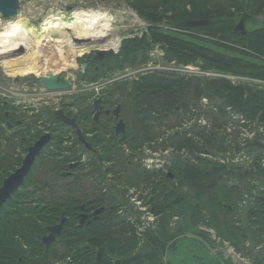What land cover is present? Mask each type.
Returning <instances> with one entry per match:
<instances>
[{"label": "rangeland", "instance_id": "1", "mask_svg": "<svg viewBox=\"0 0 264 264\" xmlns=\"http://www.w3.org/2000/svg\"><path fill=\"white\" fill-rule=\"evenodd\" d=\"M19 1L20 10L18 16H21L23 19L28 17L32 20V22H35V24L38 22L41 23L47 19L49 20L52 16L55 17V19L66 17L64 21L67 20L68 22L70 18L67 16L71 15L72 10L74 8L83 7L84 9L103 8L104 10H108L115 17L116 22L126 28L122 31L123 36L118 51L112 52L106 60L94 64L100 68L98 73L101 74L100 77L93 79L89 77V74L97 73L94 65H92L93 67L88 69L85 74H82V70L80 68L81 64L86 63V58L89 57V54L71 56L70 49L64 47L61 48L55 39H48L47 34H44L45 39L41 45L40 52L41 57L43 60H46L47 63L41 65L44 71H41L40 74L47 76L49 75V72H54L55 74L61 75L63 78L69 79L73 85L72 91L46 94L42 82L37 79L35 73H18L17 70L11 69V67L7 65L4 66L0 64V140H3L6 136L11 134L7 127H5L6 122H10L12 124L21 122L22 124L14 129V133H20L18 139L21 142L26 141L25 146L21 142H15L17 145L15 149V153L17 154L15 168L19 167L17 165L21 164V159L24 157L28 146L32 145V143L36 140L37 137L35 136L41 135L47 130L55 131L52 123L47 124L50 121V117L53 118L52 113L54 110L58 108L64 109L70 116L77 117L85 129L87 128V124L84 119L89 114V95L90 93H92V95L97 94V91L100 90L102 84L114 82L122 76L130 75L137 71L153 70L157 67L164 70L169 68L180 69L183 68L182 66L188 65L175 64L172 62L173 59H171V55L168 53L165 45L162 47L161 44L158 43L156 45L149 44L148 46V42L152 41V39L147 34L142 36L145 30L152 32L151 30L156 29L154 31H159V34L184 43L187 49H189L191 53L189 55L191 56L196 57L195 53H198L202 57L211 50L213 53L225 54L233 59L236 58L237 60H241L243 63H247L249 66H246V68H249V71L254 70L253 67L256 66L264 67L262 66L264 65L263 61L261 62L256 59L249 58L236 51V43L234 44L231 40H229V38L236 37H234L235 35L230 32H220L221 34L219 36L221 39L218 38L216 39L217 41L211 40L213 35L209 31L197 30L193 33L185 32V25L181 20L191 14H203L204 10H202V7L200 6H198L195 10L192 7L186 8L185 11L188 15L180 16V14L176 13L177 9L172 8L179 4L177 0H143L140 3L134 0ZM262 1L264 0H258V3ZM76 3L81 4L76 5ZM156 6L161 7L157 16L161 20L159 21L154 18V21L157 20L154 22L152 20L153 11L149 12L151 14L150 15L146 10ZM69 7H73V9L71 11H67ZM163 9H169L172 10V12L165 13ZM215 9L221 10L222 14L232 15V22L235 23L236 26L243 19L240 18L243 15V11L241 10L238 11L236 9L223 6L216 7ZM248 12L255 15L257 13V8L255 9L253 6L249 7ZM161 17H163V19ZM65 25H68V23ZM263 26L264 13L260 16L255 15L245 21V29L249 34L262 28ZM161 29L163 32H161ZM236 39H240L242 42H247V39L240 38V34L237 35ZM137 46L140 47V50L133 53L134 48ZM55 47L57 49H55ZM68 52H70V54H68ZM16 55L20 56V52H16ZM116 56H119L118 60L115 58ZM56 57H61L63 62H65L62 68L49 66L48 61L51 62L55 60ZM201 57H198L197 61L201 60ZM72 65L73 67L71 69L77 65V68L73 72L68 70V67H71ZM188 66L191 68H197L192 65ZM238 69L239 68L236 65L234 69L228 67L219 68L215 65L212 68L205 69L204 77L202 76V78L195 79L204 78L210 82L223 80L230 83L232 86L242 87L244 85V81L240 82V84L237 83L234 85L229 79L208 76V74H233L232 71L237 73V71H239ZM136 75H139V73ZM237 75L249 77L250 79H243L250 82L252 85H256L254 82L257 80L264 81V76L254 77L242 74ZM96 81L98 84H95L93 88L89 87L90 83ZM130 82L132 84V80L127 82L122 80L120 82H116L115 84H122L123 87L118 91V85L114 93L121 96H125L130 93L133 90V87L131 85L124 86L127 83L130 84ZM112 84H110L109 87ZM250 87H252V89H256L254 86L250 85ZM90 88L93 90L90 91ZM210 105L212 108H209L210 110H208L206 116L213 121L214 115L212 114L213 111L211 109H216V111H214L219 112V109L224 108V105L221 101L217 100L210 102ZM6 112H10V119H6ZM100 122L103 123L104 119ZM208 123L209 122L207 120V125ZM26 125L29 126V132H27L28 130L24 127ZM108 135L110 136L108 159L111 163L109 166V169L111 168L110 181H113L111 183L114 187L112 192L115 193L114 198H112V202L115 206L121 204V210L126 213L124 228L121 227V229L125 230L126 234L122 235L117 232L119 234V240L114 243L115 247H117V251L114 250L110 252V247H107V243L104 242V252L102 254L103 248L97 247L98 244L92 242L97 240L90 233L88 234L86 230L83 232L82 236L76 238L77 240L75 242L73 241L75 243L73 247L78 249L88 247L89 255L96 257L97 253H101L100 255L101 259L103 258V262L112 261L113 264H264V209H255L257 210L256 214L258 218L256 221L250 222L251 206L245 197V192L242 191L243 189H240L238 194L227 196L228 199L226 198L223 202L225 207L231 208L229 212L223 207H219L218 201H215L216 195L219 197L220 195L222 196V190L220 189L221 187H227L228 181L222 182L221 180H217V183L215 180V183H217L215 187L213 186L214 182L211 181V178H208L204 183L206 185L210 184L207 186V194L210 196V201L205 205L202 191L195 187V182H190L187 178H181L185 171V169L182 170V166H177L173 169V172H176L177 174V179L176 182L170 184L167 181H164L160 172L158 173L157 171H151L148 169L144 170L142 166L144 165L142 164V159L148 162L147 165L151 166L152 164H150V160L155 161L151 154H147L146 151L139 150L140 147L137 145L128 143L125 146V151L114 149V147H121L123 144L111 141L113 136L110 128L108 130ZM69 137L71 139L73 138L72 135L66 134L62 131L55 133L54 140H56V142L54 144V149L58 152L65 150V148L68 150L69 147H71L73 151L79 150L77 147L75 149V145L73 144L74 138L72 139V142H69ZM190 157V166H194L192 165L193 163L201 160V158L197 157L193 153H190ZM83 159L86 162H89L87 156H84ZM129 162H131L132 167L128 168V172L121 176L120 174H123L122 171L124 167L129 164ZM162 162L163 161L159 163L162 165ZM114 163L116 166H114ZM198 163L202 164V161H198ZM211 165L213 164H211L210 160L205 159L203 169H210L212 168ZM136 166L142 172L136 170L134 168ZM113 167H115L114 171ZM10 174L11 172H0V187L2 186L1 184L4 179ZM256 175L258 176V184L264 186V172ZM143 177L147 178V180L145 183L140 185ZM121 179H124V181H121ZM154 179L157 180L155 184L158 186V189L156 190V199L151 200L150 198H146L145 204L141 205V201L139 200L140 194L136 192V190L138 191L142 187H155V184L152 183ZM251 179H253L252 175ZM232 182L233 181L230 183ZM246 182L247 181H241L240 183L245 186ZM137 184L138 187L136 186ZM33 186L34 184L32 181L27 184V187L30 189H32ZM162 188H164L163 191H171L168 202H171L173 206L170 210H167L163 205V203L166 202L163 200L164 197H161L163 194L159 193ZM23 192H25L24 189L18 192L17 195L12 198L11 203L4 207L2 210L3 213L0 212V221L4 220L3 222H0V229H4L5 224L8 221H14L17 219H31L33 221L39 219L38 214H26L28 209H34V212L41 211L42 209L36 207V202L29 204L30 201L27 202L23 200V198L19 196ZM258 193L264 195L262 191H255L256 195ZM250 195L253 196L252 194ZM244 201L249 203V207L240 205V203H243ZM150 205H152V207H154V205H159L157 211H152V215L148 216L151 219V221H149L151 226L155 227L157 225H152L153 223L158 224L159 221H164L166 226L164 227L162 224V228L167 229L169 224H172V231L169 232L167 230L170 234L166 230L160 231L159 229L157 230L156 228H150L147 226V234L145 236L139 235L141 233L140 229L144 230V227L142 225L136 226L137 224L131 221L137 220L139 208L144 209L146 207V209H148L147 211H149L151 210L150 208H152ZM210 206L218 208L213 209V212H211ZM218 209H220V213L217 214ZM56 214L57 217L60 216V214ZM39 215L48 216V212L45 211ZM236 218H240L241 220L238 219L237 221ZM196 219L199 221V224L196 223ZM212 220L218 221L219 224L221 223L223 230H226L225 228L229 229L231 236L226 239L222 238L216 228L211 225L210 222ZM40 224L43 225L42 222ZM204 230H206V232H204ZM243 231L247 233L244 234V236L242 233ZM204 233H206V235H204ZM156 235H160L166 244L171 243L173 245L172 253L166 249L160 250L157 248V242L154 241V236ZM257 238L259 239L256 240ZM57 249L58 248L56 247L55 251L59 254V260L64 259V254L60 256L61 253H58ZM69 255L71 257L77 256L74 252ZM78 255L80 254L78 253ZM81 255L79 257H81ZM56 260L58 261V259Z\"/></svg>", "mask_w": 264, "mask_h": 264}, {"label": "trees", "instance_id": "2", "mask_svg": "<svg viewBox=\"0 0 264 264\" xmlns=\"http://www.w3.org/2000/svg\"><path fill=\"white\" fill-rule=\"evenodd\" d=\"M177 1L179 2V0ZM188 6L194 8V10L200 6L204 12L201 15L191 14L190 16L183 18L181 21L184 22V25L186 21L192 19L210 20L211 24L201 28L200 31H209L214 38L220 39V32H230L234 34V37L236 38L240 33L238 34L235 30L236 25L232 22L233 16L222 14L221 10L215 9L216 7L223 6L238 11L241 10L243 11V15L240 18H243L244 21H247L255 15L260 16L264 13V1L258 3V0H181L179 4L175 5L176 8H172L177 9L176 13L180 14V16H186L188 13L185 9ZM252 6L255 9L257 8V13L255 15L248 12V8ZM151 8L146 10L147 13L153 11L152 20L154 21L155 18L160 21L161 19L157 16L161 7L156 6L152 9ZM163 10L165 13L172 12V10L169 9ZM161 18L163 19V17ZM152 36V39H154L152 40V43H163L167 48L168 53L171 55V59H176L183 64H190L197 63V58L201 57L198 53H195L196 57L189 55L191 54L189 49H187L185 44L180 41L163 36L162 34L154 33L150 35V37ZM236 38H229V40L234 44L236 43L235 46L237 52L249 58L264 62V26L250 34H240V38L247 39V42H242V40ZM152 43L148 42V46ZM139 50V46L134 48V51L138 52ZM201 61L203 62L204 69L212 68L215 65L219 68L228 67L234 69L236 65L239 68V71H237V73L232 71L233 74L254 77L264 76V67L256 66L258 68L253 67L254 70L249 71V68H246V66H249L247 63H243L236 58L233 59L225 54L213 53L211 50L209 53L201 57ZM135 89L137 92H140V94L139 97L136 98L135 93L131 95V108H136V110H138L141 105L147 104L159 112H163L165 109H171L174 113L173 120L175 123L182 121L183 117L181 116H186L188 118L187 110L190 107L197 106L198 102L201 103L203 97L210 102H213L214 100L222 102L224 108H220L219 112H215L211 109L213 111L212 114L214 115L213 129L211 133L207 129H205L204 132L198 133L196 131L194 133H181L176 131L175 137L170 139V142L172 143L174 141L173 144L177 146L179 151L185 149L191 151L195 155H199L198 153L202 152L206 155L212 154L219 157L225 153L228 154L231 150L237 152L240 151V141L242 139L240 138L239 129L233 128V116L241 113L250 117L253 121L258 120L260 123L264 124V90L246 89L244 86L235 87L223 80L210 82L204 78L185 79L175 76L172 78H167L165 76L149 77L138 83ZM177 106L179 107V112L175 111ZM200 106L202 107L201 104ZM227 108L233 110L231 113L233 116H230L226 110ZM138 116L139 115L136 114L135 110H132L131 117L134 120H137ZM165 122L170 123L171 120L165 119ZM165 127L166 126H164V128ZM224 127H226L227 130L231 128V132L227 133L230 145H227L219 136V130L224 129L226 131V128ZM144 129L147 136L158 134V137L160 138L164 134L161 129L158 132L149 129L146 126H144ZM189 135H192V137H189ZM192 138L196 139L194 140ZM15 142L16 141H9L8 153L1 151L0 143V170L8 172L6 168L10 166L12 169L15 168L17 161V154L15 153L17 145ZM68 163L67 160L60 159L44 160L32 172L28 180H32L34 187L27 196L33 202H44L45 207L38 212H34V209L27 210V215L38 214L39 219L37 220L18 219L14 220L12 223L5 224V232L3 235H0V264H56V262L60 261V257L55 251V246L45 251L44 245L41 242L42 237L47 233L46 228L55 223L58 218L56 213L59 214L62 210L65 212L75 211L80 203L89 202V199H92L96 203H103L106 205L104 214L105 218L92 227V230L95 232L93 237L97 240L92 242L97 243V247L100 248H103V244L106 242L107 247H110V252L114 250L117 251V247H115L114 243L119 240V234H126L125 230L121 229V227L124 228L126 219H123V221L115 219L114 207L111 206L113 205L112 200L107 198V194L103 193L102 190L98 191V193H90L82 177L74 178V181L63 177V170L67 169ZM211 167L212 168L210 169H200L199 167L190 165L182 167V170L185 169V171L181 178H187L188 181L195 182V187L202 191L205 205L210 201V196L207 194V186L210 184L206 185L204 183L205 180L211 178V181L214 182L213 186L216 187L218 183L217 180L220 179L221 174L226 170L223 166H218V164H213ZM215 180L217 183H215ZM249 185L250 184H248V186ZM94 186L97 187V185ZM220 190H222V196L220 195L219 197L216 195L215 201H218L219 207H223L226 211L230 212V207H225L223 202L226 200L227 196L238 194L240 188L227 185V187H221ZM217 208L218 207L210 206L211 212H213V209ZM260 208L263 209L264 205L258 202H255V205L250 207V222L258 218L256 213ZM2 210L3 209H1L0 212H2ZM45 211L48 212V216L39 215ZM218 213H220V209H218L217 214ZM106 218H108V220L103 221L106 220ZM41 222L43 225L40 224ZM210 223L216 228L222 238L226 239L231 236L229 229L225 228L226 230H223L221 223L219 224L218 221L212 220ZM164 230L165 229L162 231ZM242 233L243 236L244 234H247L245 231ZM63 243L67 248L70 247L68 246L70 245L69 243H71L69 240L66 239ZM103 252L104 248L102 249V254ZM85 256V264H113L112 261H101L100 263H97L95 256L89 254H86ZM56 259H58V261Z\"/></svg>", "mask_w": 264, "mask_h": 264}, {"label": "flooded vegetation", "instance_id": "3", "mask_svg": "<svg viewBox=\"0 0 264 264\" xmlns=\"http://www.w3.org/2000/svg\"><path fill=\"white\" fill-rule=\"evenodd\" d=\"M128 1H132V0H128ZM134 1H137L140 3L143 0H134ZM180 1L181 0H179V2ZM187 8H189V6ZM72 9H73V7H71V8L69 7L67 9V11H71ZM192 20H200V19H192ZM201 20H205V19H201ZM188 21H190V20H188ZM188 21H186V23ZM154 22H156V21H154ZM186 23H185V32H187V33H193L197 30H200L201 28H204V27L189 28V27H187ZM244 23H245V21H244ZM120 27H121V30L126 28L123 25H120ZM160 28H162V27H160ZM154 30H156V29H154ZM154 30H151L152 32H150L149 30H145L142 36H144L146 34L150 36L154 33L159 34L158 33L159 31L156 32ZM235 30H236V27H235ZM161 32H163L162 29H161ZM182 32L185 33L184 31H182ZM236 32H237V30H236ZM246 34H247V31H246ZM150 38L152 39L153 36ZM216 39H218V38L213 37L211 40L215 41ZM152 40H154V39H152ZM149 43H152V41H149ZM158 43L161 44V46L163 47L164 44L160 43V42H155L154 44L153 43L152 44L156 45ZM112 52H114V51H112ZM112 52L109 51L108 53L104 54L102 57H100L101 54H99L97 52H95L94 54H90L89 57L86 58V63H88V66L85 68V70H84V72H82V74H85L86 71L88 69H90L91 67H93L92 65H94L95 63L106 60L109 57V55L112 54ZM136 52L137 51H134L133 53H136ZM93 55H96V56H93ZM118 57L119 56H116L115 58L117 59ZM172 62H174L175 64L177 63V64L184 65L183 63L178 62V60H175V59H173ZM188 65L196 66L197 68H195V67L191 68ZM188 65L182 66L183 68H180V69L179 68H169V69L164 70V69H159V67H157L156 69H153V70H143L140 72L137 71L133 74L122 76L121 78L116 79L114 82L102 84V86L100 87V90L97 91L98 93L93 94V95H92V93H90V91L93 89L90 88L89 89L90 90L89 91V93H90V95H89V107H88L89 114L84 119L86 121V124H87V128H85V129L83 128L81 121L79 119H77V117L70 116L64 109L58 108V109L54 110L52 113L53 118L50 117V121L47 124L52 123L54 125L55 131L47 130L46 132L42 133L41 135L35 136V137H37L36 140L32 143V145L28 146L24 157L21 159V164L17 165L19 167L12 169L10 166V167L6 168V170L8 172H11V174L14 173L18 168H20L22 166L23 160L27 156L29 149L31 147H33L35 145V143L40 140L41 137H43L45 135H50V142L45 146V148L42 150V152L37 156L35 163L31 169L29 175L26 177L24 183L19 187V189L17 191H15L11 195L10 199L6 201V203L3 205V207L1 209H4V207L8 206L11 203L12 198L15 195H17V193L20 192L22 189H24L25 192H23L19 196L22 197L23 200H25L27 202L30 201L29 204H33V201H31L27 196V194H29V192H31L33 189V188L30 189L29 187H27V184L32 181V180H28V179H29L30 175L32 174V172L35 170V168L38 167L42 161H44V160L46 161L48 159H50V160H55V159L67 160L69 163L67 164V169L63 170V174H62L63 177L69 178L71 181H74V178L82 177V179L85 181L86 186L88 187L90 193H93V192L98 193V191L102 190L103 193L107 194V198H110L112 200V198H114L115 193L112 192V189L114 187L111 184L113 181L112 182L110 181L111 180L110 179L111 168L109 169V166L111 165V163L108 160L109 159V150H110V145H109L110 136L108 135L109 128L111 129L112 136H113L111 141L120 142L123 144L121 147H117V148L114 147V149H117L119 151H123V150L125 151V146L127 143L137 145L138 147H140L139 150H143V151H146L147 154H151L155 161H157V160H159V162L163 161L162 165H161L159 162L156 163L153 160H150V164H152V166H151V165H147L148 162L146 160L144 161V159H142V164H144L142 166H143L144 170L148 169L151 171H153V170L157 171L158 173L160 172L161 177L164 179V181H167L170 184L176 182L177 174H176V172H173L174 171L173 169L176 168L177 166H180V167L181 166L182 167L183 166H186V167L189 166V160L191 158L190 153H192V152L187 151L185 149H182L181 151H179L177 146L173 144L174 141L171 143L170 139H173L175 137L176 131L181 132V133L182 132L194 133L196 131L198 133V132H204L205 129H207V126H208V131L211 133V131L213 129V121L211 119L207 118V116H206L207 110L209 108H212L210 105V102L207 101V99H205L203 97L201 99V103L198 102L199 105L197 104V106L190 107L187 110L188 118L186 116H181V117H183L182 121L175 123V121L173 120L174 113H173V110H171V109H165L163 112H159L147 104L141 105L138 110H136V108H131V102H132L131 95L135 93V98L139 97L140 92H137L135 88H136L138 83H140L141 81H143L144 79H147L149 77L165 76L167 78H172L175 76V77H180V78H185V79H191V78H202V76L203 77L205 76V69L203 68V62L201 60H198L197 63H190ZM72 67H73V65H72ZM94 67H95L97 73L89 74V77L92 79L96 78V77H100V74H101V73H98L100 71V68L98 66H95V65H94ZM138 73H139V75H136ZM57 75L59 76L60 82L68 80L70 85H71V88L68 90H59V91L48 92V91H46L45 86L42 83L44 86V91L46 94L63 93V92H67V91H72L73 85H72L71 81L69 79L61 77V75H59V74H57ZM223 76H236V77H242V78H249V77L240 76L237 74H227V75H223ZM36 77H37V75H36ZM47 77H49V75H47ZM218 78L228 79L226 77H218ZM121 80L126 81V82L132 80V84L130 82V84L127 83L124 85V86L131 85L133 87V90L125 96H121L119 94L114 93V91H116V88L119 85V84H115V83L120 82ZM231 83L234 85L237 84V83H233V82H231ZM244 83L245 84L243 86H245V87L247 86L246 89H252V87H250V85H249L250 82L244 81ZM95 84H98V82L96 81V82L90 83L89 87L93 88V86ZM110 84H112V85L109 87ZM238 84H240V83H238ZM251 86H256V85H251ZM122 87H123V85L120 84L118 91ZM260 90H264V88H262ZM200 104L202 105V107L200 106ZM58 110L63 111V113L69 119H75L76 124L78 126V130L82 133V135L85 139V142L89 145V148H87L85 144H83L79 141V137L77 135L76 129L72 128L71 126L64 125L61 120H59L58 118L55 117L54 113H55V111H58ZM132 110L133 111L135 110L136 114L139 115L137 120H134L131 117ZM214 110L216 111V109H214ZM226 110L230 114V116H233V114H231L233 111L231 108H227ZM175 111L176 112L180 111L178 106L175 108ZM235 116L241 117L244 120H246L248 125L251 127L252 131H256L259 128L264 129V124L260 123L258 120L253 121V120H251L250 117H247L241 113L238 115H235ZM5 117H6V119H10L11 118L10 112H6ZM164 118L171 120V122L170 123L165 122ZM103 119H104V122L101 123L100 121ZM207 120L209 122L208 125H207ZM120 121L123 122V127L118 129V124ZM21 124H22L21 122H17L16 124H12L10 122L5 123V127H7V129L11 132V134L6 136L3 140H0L2 152L8 153L9 141L21 142L18 139V136L20 133H14V129L17 128L18 126H20ZM144 126L148 127L149 129H152L153 131H157V132L160 131V129H161V130H163L162 132L164 134L160 138L158 137V134H156V135L153 134V136L152 135L147 136L145 134V131H144L145 130ZM164 126H166V127L164 128ZM24 127L28 130L27 132L30 131L28 125H26ZM224 128H226V127H224ZM223 130L224 129L219 130V136L221 138H222V136H225L224 142H226L227 136L225 134H223V132H222ZM61 131L66 133V134H70L73 136L74 139L73 138L72 139L74 140L73 144L75 145V149L77 147L79 150L73 151L72 148L69 147L68 150L65 148V150H61V152H58L56 149H54V144L56 142V140H54V134L61 132ZM189 137H192V135H189ZM70 139L71 138L69 137L68 138L69 142H72L73 140L72 139L70 140ZM192 139L195 140L196 138H192ZM197 141H198V139H197ZM21 143L24 146L26 145V141H22ZM254 147H256V146H254V144L252 142L251 143V151L252 152L254 150ZM257 148L260 149L261 151H263V153H264L263 149H261L259 147H257ZM198 154L199 155L196 154V156L197 157L199 156L201 158V160H198V161H202V164H199L197 161L196 163H193L192 165H194V167L203 168L205 165V154L202 152L198 153ZM210 155L213 159H214V157H218L217 155H212V154H210ZM7 156H8V154H7ZM84 156H87L89 162H86L83 159ZM157 158H160V159H157ZM193 161H195V160H193ZM180 162H182V163H180ZM88 164H89V166H88ZM157 164H159V165H157ZM213 164H218V163L216 161H214ZM117 165H119V164H117ZM114 166H116L115 163H114ZM218 166H219V164H218ZM130 167H132L131 162H129V164L124 167V169L122 171L123 174H120V175L122 176V175L126 174L128 172V168H130ZM134 168L136 170H139L137 166ZM10 169H12V170H10ZM114 170H115V167H113V171ZM0 172H5V171L0 170ZM140 172H142V171H140ZM261 172H264V168H262V167L258 168L256 170V172L251 173L253 179H251V176H250L249 182H247L245 186L242 185L241 183L238 186V183L241 182V176L238 175V173H234V171L223 172L221 174L219 181L220 180L222 182L228 181V186H231L230 182L233 181L232 184H234L236 188H240V186H242L243 187L242 191L245 192V195H246L245 197L248 200V202L250 203V206H254L255 202H258V203L264 205V201L262 202V201L258 200L259 197L264 198V195H262L260 193H258L257 195L255 194V191H258V192L262 191L264 193V188H263L264 186L258 184V181H257L258 176L256 175V174H259ZM146 180H147V178L143 177L141 179L140 185L145 183ZM229 180H230V182H229ZM235 180H236V182H235ZM121 181H124V179H121ZM156 181L157 180L154 179V181H152V183L155 184ZM3 183H4V181L1 184L2 186H3ZM138 184L136 185L137 187H138ZM248 184H250V185L248 186ZM94 185H97V187H95ZM157 189H158V186L155 184V187H150V188L149 187H142L140 190H138V191L136 190V192H138L140 194V196H139V200L141 201L140 204L141 205L145 204L146 198H150L151 200H155L156 196H157V191H156ZM163 189L164 188H162L161 192H159V193L163 194L161 197L162 198L164 197L163 200L166 202V203H163V205L166 207L167 210H170V209H172V206H173L171 202H168L171 191L166 192L165 190L163 191ZM250 194L253 195L255 200L252 199ZM26 196H27V198H26ZM248 202L244 201L243 203H240V205L249 207ZM36 205H37L36 207L39 209H43L45 207L44 202L43 203H37ZM111 206L114 207L113 210L115 211V215H114L115 219H120L123 221V219H125V217H126L125 216L126 213L123 210H121L122 205L119 204V205L115 206L113 203V205H111ZM150 206L152 207V205H150ZM158 207H159V205H154V207L150 208L151 210H149V211H147L148 209H146V207L144 209H142V208L138 209L137 220L131 221V222H134L135 224H137L136 226L142 225L144 227V230L140 229V232H141L139 234L140 236H145L147 234V231H148L147 226L150 228H156L157 230L159 229L160 231L163 230L162 224L164 227L166 226L164 221H159V223L157 222L158 224L153 223L152 225H157L155 227L151 226V224L149 222V221H151V219L148 216L152 215V211L156 212ZM105 210H106L105 204L96 203L92 199H89V202L80 203L77 206L75 211H72V212H65L64 210L60 211L61 212V213H59L60 216H58L57 220L55 221V223L53 225H49L46 228L47 233L41 239V242L44 245L45 251H47L51 247L55 246V249L57 247L58 248L57 251L59 253H61L60 256H62L64 254L63 255L64 259L56 262V264H85V258H86L85 255L89 254V248L83 247V248L78 249L76 247H73L75 244L74 242L77 240L76 239L77 237L82 236V234L85 230L88 232V234L90 233L92 236L95 235L94 234L95 232L92 230V227L95 226L97 223H99L103 218H105V215H104ZM62 219L67 220V222L63 226L62 234L57 236L55 243H53L49 248H46V246L43 242V238L47 237L50 234L48 229L51 227L60 225ZM238 219L241 220L240 218H236L237 221H238ZM107 220H108V218H106V220H103V221H107ZM3 221L4 220H1L0 222H3ZM253 221H256V220H253ZM253 221H251V222H253ZM12 222L13 221H8L7 223H12ZM196 223L199 224V221H197V219H196ZM172 229H173L172 224H169V227H167V229L165 228V230L166 231L168 230L169 232H171ZM4 232H5V228L0 229V235H3ZM204 232H206V230H204ZM204 235H206V233H204ZM66 239L71 242V243H69L70 245H68V246H70L69 248H67L66 245L63 243V241H66ZM258 239L259 238H257L256 240H258ZM154 240H155V242H157L156 245H157L158 249H160V250L166 249L167 251H170L172 253L173 245L171 243L166 244V242L164 241V239H162V237L160 235L154 236ZM72 252H74L77 256L71 257L69 254ZM80 252H83V253H80ZM78 253L80 255L82 254L81 257H79L80 255H78ZM100 254L101 253H97V255H96V262L97 263H100L102 261L101 258L98 261V255H100ZM100 257H101V255H100Z\"/></svg>", "mask_w": 264, "mask_h": 264}, {"label": "bare ground", "instance_id": "4", "mask_svg": "<svg viewBox=\"0 0 264 264\" xmlns=\"http://www.w3.org/2000/svg\"><path fill=\"white\" fill-rule=\"evenodd\" d=\"M73 10L71 15L67 16L70 18L68 22L64 21L66 17L55 19L53 16L49 20L37 24L28 17L23 19L21 16L4 21L0 15V64L7 65L11 69L17 70L18 73H35L38 76L41 71H44L41 65L47 63L41 57L40 52L45 39L44 34H47L48 39H55L61 48L70 49L71 54L70 52L68 54L71 56L90 55L100 51L99 54L101 53L100 57H102L109 51H118L123 30H121V24L116 22L115 17L108 10L103 8L84 9L83 7ZM66 23L68 25H65ZM55 49L57 48L55 47ZM16 52H20V56L16 55ZM48 63L49 66L55 68H62L65 64L61 57H56L55 60L48 61ZM254 87L256 89L264 88V86ZM257 134L264 137L260 128L257 129L252 140L253 144ZM253 154L259 158L264 153L254 147ZM205 159L214 163L210 154H205ZM154 162L158 163L159 160ZM238 175L241 176V181L249 182L251 174L238 173Z\"/></svg>", "mask_w": 264, "mask_h": 264}, {"label": "water", "instance_id": "5", "mask_svg": "<svg viewBox=\"0 0 264 264\" xmlns=\"http://www.w3.org/2000/svg\"><path fill=\"white\" fill-rule=\"evenodd\" d=\"M20 1L19 0H0V15L4 20H9L15 18L19 15ZM211 22L209 20H190L186 23L189 28H201L209 26ZM237 32L241 35L246 34L244 20H241L236 26ZM112 52V51H111ZM102 55V54H101ZM88 63L81 64L80 68L84 72ZM77 68V65L69 71L73 72ZM37 78L44 84L46 91L53 92L59 90H68L71 85L68 80L63 82L59 81V76L54 72H49V77L39 74ZM55 117L63 122L64 125L71 126L77 130V135L79 141L89 148V145L85 142L82 133L78 130L75 119H69L63 111H55ZM197 124V123H196ZM123 127V122L120 121L118 124V129ZM222 140H225V136H222ZM50 142V135H45L40 138L39 141L35 143L33 147L29 149V152L25 159L23 160L22 166L18 168L14 173L4 180L3 186L0 188V209L10 199L11 195L19 189V187L24 183L26 177L29 175L37 156L42 152L45 146ZM255 146L264 150V137L261 134H257L255 139ZM258 200L264 201L263 197H259ZM67 220L62 219L61 224L51 227L48 229L49 235L43 238V242L46 248H49L53 243L56 242L57 236L61 235L63 232V226ZM100 255H98V261L100 260Z\"/></svg>", "mask_w": 264, "mask_h": 264}, {"label": "built area", "instance_id": "6", "mask_svg": "<svg viewBox=\"0 0 264 264\" xmlns=\"http://www.w3.org/2000/svg\"><path fill=\"white\" fill-rule=\"evenodd\" d=\"M208 76L226 77L230 79L233 83H240L245 81V79H243L242 77H236V76H223L219 74H208ZM254 83L256 84V86H264V81L261 80H257ZM243 84L245 83L243 82ZM249 85L252 84L249 83ZM232 125L233 128L239 129L240 131V138L242 139L240 141L241 142L240 151L236 152L235 150L233 151L231 150V152H229L228 154L225 153L220 157L219 156L214 157V159L212 158V160L216 161L220 166H223L226 169L225 170L226 172L234 171V173L251 174L253 172H256V170L260 167L264 168V154H262V156L257 158L254 156L253 152L251 151V142L255 136L256 131H252L247 121L241 117L233 116ZM260 131L264 134V129L260 128ZM222 132L227 136L225 143L227 145H230L227 133L231 132V128H229L228 130L226 128V131L223 130ZM252 199L255 200L254 197H252Z\"/></svg>", "mask_w": 264, "mask_h": 264}]
</instances>
